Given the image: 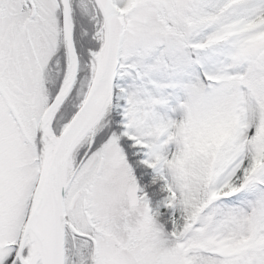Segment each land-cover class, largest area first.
<instances>
[{"label":"snow or ice","instance_id":"6c2138e0","mask_svg":"<svg viewBox=\"0 0 264 264\" xmlns=\"http://www.w3.org/2000/svg\"><path fill=\"white\" fill-rule=\"evenodd\" d=\"M0 264H264V0H0Z\"/></svg>","mask_w":264,"mask_h":264}]
</instances>
